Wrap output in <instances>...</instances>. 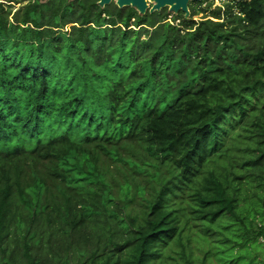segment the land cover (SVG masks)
I'll return each mask as SVG.
<instances>
[{"label": "trees", "instance_id": "trees-1", "mask_svg": "<svg viewBox=\"0 0 264 264\" xmlns=\"http://www.w3.org/2000/svg\"><path fill=\"white\" fill-rule=\"evenodd\" d=\"M98 1L0 3V264H264V0Z\"/></svg>", "mask_w": 264, "mask_h": 264}, {"label": "water", "instance_id": "water-1", "mask_svg": "<svg viewBox=\"0 0 264 264\" xmlns=\"http://www.w3.org/2000/svg\"><path fill=\"white\" fill-rule=\"evenodd\" d=\"M40 1L44 2L46 0ZM190 1L194 2L198 0H99L97 4L98 6L103 7L111 2H114L118 8L132 7L140 15L145 14L146 11L151 13L154 11H159L164 7H169V13L177 14L179 11H181L184 15V18H188L190 14L188 3ZM148 2L152 4L150 7L148 6Z\"/></svg>", "mask_w": 264, "mask_h": 264}, {"label": "rangeland", "instance_id": "rangeland-1", "mask_svg": "<svg viewBox=\"0 0 264 264\" xmlns=\"http://www.w3.org/2000/svg\"><path fill=\"white\" fill-rule=\"evenodd\" d=\"M227 0H205L203 2L202 5H197L196 7V14L193 16V19L195 21H199L201 19H203V17L210 18L209 15H211V10L215 7V6H220L222 5L224 2H226ZM28 2V0H0V3H2L3 5H5L6 7H10L12 9V11H14L15 9L23 6L24 4H26ZM211 2V6L208 10H206V12H203L202 9H204L207 4ZM152 4L150 2H148V6L150 7ZM166 8V10L168 11L169 7H164ZM190 13V12H189ZM205 19V18H204ZM69 26L67 25L65 30H69ZM211 264H217L216 262L212 261Z\"/></svg>", "mask_w": 264, "mask_h": 264}]
</instances>
